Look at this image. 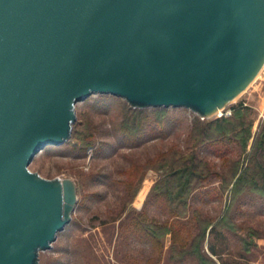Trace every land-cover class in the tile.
<instances>
[{
	"label": "water",
	"instance_id": "obj_1",
	"mask_svg": "<svg viewBox=\"0 0 264 264\" xmlns=\"http://www.w3.org/2000/svg\"><path fill=\"white\" fill-rule=\"evenodd\" d=\"M264 67V0H0V264H38L77 203L29 170L93 95L216 116Z\"/></svg>",
	"mask_w": 264,
	"mask_h": 264
},
{
	"label": "rangeland",
	"instance_id": "obj_2",
	"mask_svg": "<svg viewBox=\"0 0 264 264\" xmlns=\"http://www.w3.org/2000/svg\"><path fill=\"white\" fill-rule=\"evenodd\" d=\"M238 106L248 109L242 112L245 128L251 133L245 153L233 137L222 142H189L195 124L236 118L233 110ZM156 109H137L143 112L135 130L124 115L136 109L113 96H90L75 105L76 120L69 140L58 147L47 146L33 158L31 172L45 179L69 178L77 195L70 222L58 233L51 249L39 254L38 264H199L196 257L181 256L170 234L149 237L140 221L146 213L160 214L150 201L155 184L163 178L162 158L174 146L182 157L195 154L216 173L191 194V206L203 207L211 216L225 213L230 194L222 191V179L216 175L229 166L226 160L239 161V173L248 165L253 139L264 126V67L219 116L202 119L182 108ZM189 145H193L190 150ZM215 149L223 151L224 157ZM217 194L219 199L210 198ZM230 218L243 230L211 234L216 255L207 248L208 230L204 252L215 264H264L262 194L242 192L232 205ZM247 229L254 235L240 242L238 237Z\"/></svg>",
	"mask_w": 264,
	"mask_h": 264
},
{
	"label": "trees",
	"instance_id": "obj_3",
	"mask_svg": "<svg viewBox=\"0 0 264 264\" xmlns=\"http://www.w3.org/2000/svg\"><path fill=\"white\" fill-rule=\"evenodd\" d=\"M164 110L157 108L156 110ZM248 109L242 106L235 107L233 115L236 118L228 120H217L200 126L198 123L192 133L191 144L200 141H230L233 137L240 146L241 152L245 153L249 139L251 137L250 128H245L242 112ZM141 110H130L125 113L124 119L132 123V129L137 130ZM240 129V131H238ZM193 145H189L190 150ZM187 149V150H188ZM217 155L224 157L221 150L215 149ZM164 174L163 178L155 184L151 204L160 214H148L142 217L140 223L145 227V232L151 238H158L167 234L171 235L173 246L179 245L181 256L196 257L199 264H215L204 252L203 243L206 240L208 231L207 248L212 255H216L215 245L210 239L211 234L216 230H229L236 233L241 232L242 226L235 224L230 218V210L236 202L237 197L244 191L259 192L264 197V126L255 135L251 150L247 154L248 165L239 173L241 164L239 161L229 163L224 168L223 174L217 177L222 179V191L229 192L228 204L225 213L221 216H214L205 212L203 207L191 206V194L201 187L208 176L215 175L211 172L206 163L195 154L189 157H182L179 148L176 146L169 149L168 153L162 158ZM237 176V178H236ZM234 178L236 180L233 183ZM230 185H232L229 190ZM220 195L210 196L211 199H217ZM219 199V198H218ZM191 209V210H190ZM188 217L186 222H179L180 219ZM251 229H247L238 237L240 242L249 241L254 235Z\"/></svg>",
	"mask_w": 264,
	"mask_h": 264
},
{
	"label": "bare ground",
	"instance_id": "obj_4",
	"mask_svg": "<svg viewBox=\"0 0 264 264\" xmlns=\"http://www.w3.org/2000/svg\"><path fill=\"white\" fill-rule=\"evenodd\" d=\"M217 115H218V116L221 115V111H219V112L217 113Z\"/></svg>",
	"mask_w": 264,
	"mask_h": 264
},
{
	"label": "built area",
	"instance_id": "obj_5",
	"mask_svg": "<svg viewBox=\"0 0 264 264\" xmlns=\"http://www.w3.org/2000/svg\"><path fill=\"white\" fill-rule=\"evenodd\" d=\"M230 113H228L227 115H229Z\"/></svg>",
	"mask_w": 264,
	"mask_h": 264
}]
</instances>
